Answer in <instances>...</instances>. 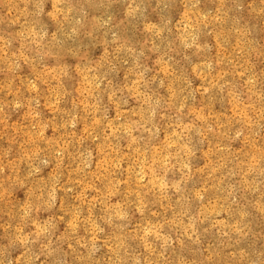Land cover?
<instances>
[{"label": "clouds", "instance_id": "clouds-1", "mask_svg": "<svg viewBox=\"0 0 264 264\" xmlns=\"http://www.w3.org/2000/svg\"><path fill=\"white\" fill-rule=\"evenodd\" d=\"M0 264H264V0H0Z\"/></svg>", "mask_w": 264, "mask_h": 264}]
</instances>
